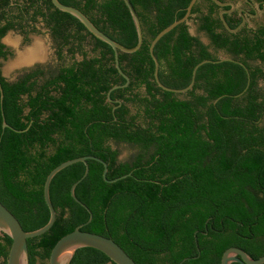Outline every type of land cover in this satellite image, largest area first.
Here are the masks:
<instances>
[{
	"label": "trees",
	"instance_id": "trees-1",
	"mask_svg": "<svg viewBox=\"0 0 264 264\" xmlns=\"http://www.w3.org/2000/svg\"><path fill=\"white\" fill-rule=\"evenodd\" d=\"M60 1L78 7L123 46L138 44L124 0ZM130 1L141 22L143 43L133 53L120 52L122 69L131 80L112 91L111 97L122 101L113 111L117 102H109L107 93L126 79L116 68L110 44L52 0H0V58L10 54L2 42L8 30L28 33L27 27L42 19L59 60L53 70L37 68L15 81L3 76L0 65L1 201L25 230L38 229L50 219L44 198L48 173L68 159L96 155L108 163V178L132 175L107 182L104 165L88 160L89 173L75 191L93 213L82 230L114 239L138 264H221L231 246L261 257L264 70L251 61L264 63V29L242 35L215 27L211 12L205 14L198 0L188 21L155 46L160 80L186 87L197 63L231 56L247 66L250 84L240 63L207 62L198 68L192 89L175 93L155 81L149 47L163 28L184 16L191 0ZM190 20L209 42L190 32ZM3 118L16 129H28H3ZM121 144L137 150L121 160ZM85 170L83 162H76L52 179L57 218L48 231L28 238L30 264H49L56 242L89 220L88 209L71 196V186ZM11 245V237L0 231V264H8ZM108 262L102 251L83 247L70 264Z\"/></svg>",
	"mask_w": 264,
	"mask_h": 264
},
{
	"label": "water",
	"instance_id": "water-1",
	"mask_svg": "<svg viewBox=\"0 0 264 264\" xmlns=\"http://www.w3.org/2000/svg\"><path fill=\"white\" fill-rule=\"evenodd\" d=\"M124 1L127 4L128 8H129V10L133 16V19L135 21V25H136V28L138 31V36H139L138 44L132 48H128V47L123 46L122 44H120L117 41H115L114 39H112L105 32L100 30L94 24V22L78 7L65 4V3L61 2L60 0H52V2L56 8H58L64 12H68V13L74 15L75 17H77L94 36H96L97 38L107 42L108 44H110L113 47V49L115 51L116 68L123 75V77L126 79V82L123 84L113 85L107 93V100L109 102H117V105H115L113 107V111H115L116 108H118L122 105V101L120 99L114 100L111 97L112 91L117 89V88L125 87V86L129 85L130 80H131L130 76L128 74H126V72H124V70L122 69L120 59H119L120 52L133 53V52L137 51L143 43V31H142V26H141L139 16H138L133 4L131 3V1L130 0H124ZM197 1L198 0H191L189 5L187 6L186 13L184 14V16L173 21L171 24H169L168 26L163 28L152 39L149 49H150L151 56L155 62V70H154L155 81L164 90L175 92V93H186L187 91H189L190 89L193 88L195 81H196L197 70L202 64L207 63V62H214L215 63V62H220V61H234V62H238L241 65H243L246 68V70L248 71L249 82H248L247 86H249V84H250V73H249L247 66L244 64V62L237 60L231 56H222L219 59H204V60L200 61L199 63H197L195 65V67L193 68L191 83L186 87H183V88L170 87V86H167L166 84H164L160 80V77H159L160 62L154 53L155 46L158 43V41L165 34L170 32L171 30H173L178 25L188 21L190 15L192 13V9H193V7ZM212 1H214L216 4H218L220 6H226L228 4H231V5H233V8L235 7V4L232 2H226V1H221V0H212ZM227 11L228 10H226V9L222 10L220 12V18L223 21V24L227 30H229L230 32H237L241 28L243 22L238 27L232 28L229 25V23L227 22L226 17L224 15V13H226ZM11 31H14V30H10L9 32H11ZM32 62H29V63H32ZM0 91H1V103H3L4 90L2 87L1 79H0ZM243 93H244V91L237 94L236 96H241ZM220 98L221 97L216 98L214 100V103H217ZM2 127H3V129L9 127V128L14 129L15 131H19V132L25 131L28 129V127L23 129V130L16 129L13 126H11L6 121L5 118H3ZM89 159L99 161L100 163H102L104 165L103 177L107 182H115V181H118L122 178H125L127 176L132 175V172H129L127 174L121 175V176L113 178V179L108 178L107 177L108 163L104 159H102L101 157H98L96 155H83V156H78V157L63 161L62 163L58 164L56 167H54L48 173L46 180H45V183H44V198H45V201H46V203L49 207V210H50V219L44 226H42L38 229H35V230H31V231H27L24 229V227L22 226L19 219L15 216V214L9 208H7V206H5L0 199V231L9 235L12 239V245H11V248H10V251L8 254V259H7L8 264H30L29 248H28V242H27L28 238L39 236V235L45 233L46 231H48L54 225L56 218H57V211L54 207V204H53L52 199H51V194H50V186H51L52 179L54 178V176L59 171H61L65 167L72 165L76 162H83L86 165V170H85L84 175L80 179L75 181L73 183V185L71 186V196L74 198V200L76 202H78L79 204H81L82 206H84L85 208L88 209V211L90 212V218L87 222L79 224L73 231L65 234L56 242V244L54 245V247L51 251L50 257H49V264H70L76 250L83 248V247H92V248H95V249L102 251L103 253H105L110 258L111 262L115 263V264H138L124 250V248L120 244H118L114 239L107 237V236H104L102 234H98V233H94V232H90V231H86V230L81 229L85 224L92 221V218H93V213L90 210V208L87 206V204L82 202L77 197L76 192H75L77 185L89 173V163H88ZM233 262H238L240 264H263L264 263V255H262L261 257L256 259V258L252 257L244 249L237 247V246H231L224 251L221 264H232Z\"/></svg>",
	"mask_w": 264,
	"mask_h": 264
},
{
	"label": "flooded vegetation",
	"instance_id": "flooded-vegetation-1",
	"mask_svg": "<svg viewBox=\"0 0 264 264\" xmlns=\"http://www.w3.org/2000/svg\"><path fill=\"white\" fill-rule=\"evenodd\" d=\"M12 1L16 2V0H12ZM221 1L232 2L235 4V7L233 8V5H231V4H228L226 6H220V5L216 4L214 1L213 2L215 4H213L212 2H209L207 0H201V4H200V7L202 10H204L205 14L211 12V15L215 21L214 22L215 27H225L223 24V21L220 18V12L222 10L226 9L228 11L226 13H224V15H225L226 20L229 24H231L233 27H238L243 22L241 28L238 30V31H242V35H245V34L249 35V34H252L256 30L264 29V0H221ZM219 20L222 22V25L220 24ZM40 23L45 24L42 19H40ZM34 25L36 27H32V26L27 27V30H29L28 33L22 32L18 29H10V30L18 31L19 34L22 36V41H25L26 38H28L31 33H37L38 32L37 31L38 30L37 25L36 24H34ZM197 27H199V24H197ZM34 28L36 29V31L33 30ZM10 30H8L7 34L9 33ZM48 30L51 33L50 29H48ZM218 30L222 31L223 29L218 28ZM5 36L2 38V42L6 45L5 49L8 50L10 52V54H8L7 58L1 57L0 60H6L10 56L13 55V48L10 45H8L6 42H4ZM251 63H254L255 65L259 64L264 70V63H262V61L256 60V61H251ZM37 68H43L45 70H48L43 65L37 63L33 66H28L27 68H25L21 72V74L18 75L14 79L7 78L3 74V72H2V74L8 80L15 81L20 76L25 75L26 73L31 72L32 70L37 69ZM262 84H263V81L260 82V85H262Z\"/></svg>",
	"mask_w": 264,
	"mask_h": 264
},
{
	"label": "rangeland",
	"instance_id": "rangeland-1",
	"mask_svg": "<svg viewBox=\"0 0 264 264\" xmlns=\"http://www.w3.org/2000/svg\"><path fill=\"white\" fill-rule=\"evenodd\" d=\"M37 27H38V32L31 33L29 37L26 38L25 41H22V36L19 34L18 31H11L5 36L4 41L13 48L12 56H10L6 60H0L2 72L7 78L14 79L18 75H20L25 68H27L28 66H33L37 63L43 65L48 70H52L57 67L59 60L56 54V48H57L56 42L52 34L49 32L48 28L45 27L44 24L39 22L37 24ZM189 27L192 34L201 37L206 42L209 41L205 33L199 30L195 20L189 21ZM14 38L17 40V43H13L9 40V39L12 40ZM37 40L41 41L44 44L45 55L40 59H36L32 63L25 62V63H18L13 65L19 53L24 51L26 48L32 46ZM222 55L223 53H220V56ZM78 58L80 57L78 56ZM67 61H70V59L67 58ZM119 148L121 151L119 158L121 160L129 159L132 156V154L137 150L136 148L127 144H121L119 145ZM106 264H113V263L108 262Z\"/></svg>",
	"mask_w": 264,
	"mask_h": 264
},
{
	"label": "bare ground",
	"instance_id": "bare-ground-1",
	"mask_svg": "<svg viewBox=\"0 0 264 264\" xmlns=\"http://www.w3.org/2000/svg\"><path fill=\"white\" fill-rule=\"evenodd\" d=\"M13 43H17V40L9 39ZM45 55L44 44L37 40L32 46L26 48L24 51L20 52L14 64L32 62L36 59H40Z\"/></svg>",
	"mask_w": 264,
	"mask_h": 264
}]
</instances>
